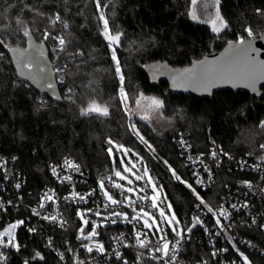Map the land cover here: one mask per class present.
<instances>
[{"label":"trees","instance_id":"trees-1","mask_svg":"<svg viewBox=\"0 0 264 264\" xmlns=\"http://www.w3.org/2000/svg\"><path fill=\"white\" fill-rule=\"evenodd\" d=\"M24 4L40 9L45 17L59 12L68 21L69 29L64 30L60 24L52 27L35 12L21 11ZM257 9L264 10V0H220L228 28L217 34L209 23L191 18V0H114V4H110L106 11L111 17V26L126 34L118 55L129 93L138 89L158 96L165 103H171L168 113L181 108L189 120L180 122L161 138L144 128V135L156 144L152 152L124 125L125 118L117 99L118 80L106 41L100 35L92 0H0V31H12L16 27L13 21L19 18L33 21L32 32L38 41L44 28L62 32L69 41L65 51L59 52L66 78L59 83L63 101L57 102L17 76L8 49L25 46L26 38L19 34L0 36L8 45V48L0 46L3 51L0 58V155L14 156L30 184L39 189L48 182V162L66 155L92 173L112 169L115 164L107 151V140L111 138L148 159L160 176L168 202L180 218L194 208L197 200L164 163L167 161L183 181L193 186L173 135L177 130L188 132L195 150H207L210 137L236 154L257 149L264 139V130L260 127L264 96L231 90L216 92L211 99L177 95L169 92L167 82L153 86L142 67L157 60L175 67L185 66L223 48L230 40H238V32L244 31L248 24L259 35L264 31V17L257 15ZM78 51H83L84 55H74ZM50 57L55 60L52 52ZM68 89H72L75 103L65 98L69 95ZM93 98L109 105V117L80 114L79 109ZM156 138L161 141L157 142ZM117 157L119 161V155ZM224 183L225 179L221 178L214 192L220 193ZM199 193L205 195L204 191Z\"/></svg>","mask_w":264,"mask_h":264},{"label":"built area","instance_id":"built-area-1","mask_svg":"<svg viewBox=\"0 0 264 264\" xmlns=\"http://www.w3.org/2000/svg\"><path fill=\"white\" fill-rule=\"evenodd\" d=\"M200 1V0H197ZM264 33V31L260 32ZM54 35H63L62 32H53ZM256 35L255 38L260 37ZM240 38L248 37L245 31L238 32V40ZM42 42V40L40 41ZM52 52L55 60L54 71L58 84L63 83L66 78V71L64 63L60 61L59 51H54L56 44L53 40L43 41ZM3 53V51H0ZM61 67L63 71L57 72L56 68ZM264 117L260 121L262 127ZM173 141L176 143L179 155L183 159L185 166L188 168L193 187L197 192L204 191L205 195H201L214 208L223 205L230 212V217L227 220H222L225 225L226 231H221L215 226V218L211 213L201 211L194 208L185 212L179 220L181 227H186L191 224L194 216H201L204 221V226L197 225L190 233H187L181 241L178 251V264H244L243 257H247L250 264H264V149L260 145L264 144V139L257 149L251 150L245 154H236L233 151L219 145L213 137H210V145L207 150H195L190 141L188 132L177 130L173 135ZM181 140L185 141L190 147L182 145ZM128 149V148H126ZM216 150L218 153H228V156H219V160H213L210 153ZM119 155V162L116 167L120 166L121 152ZM133 151L128 154L132 157L135 168H133L137 175L143 174V168L146 166L152 177V180L158 185L162 186V196H166L160 176L155 171L151 163L142 155H133ZM137 154V153H136ZM201 154H203L201 156ZM123 156V154H122ZM71 159L75 164L80 167L79 172L65 169L63 161L65 158ZM189 157L192 159L190 160ZM203 160V164L200 160ZM230 157V158H229ZM127 157H123L124 162L127 163ZM0 163H5V167L0 169V231L8 227L9 224L18 220L25 221V225L20 226L15 230V239L19 243L20 248H0L4 256L7 258L2 264H24L27 260L29 264H78L82 261L83 264H165L163 259H151V253L147 249H140L135 245L133 239L134 228L132 224L117 222L116 224L107 223L106 226L98 228L100 235L95 238L96 241L105 245V253L100 254L94 251L87 252L82 246L81 240L77 239L79 235L78 229L82 226V221L77 217V210L84 211L92 208L95 210L97 206L103 204V198L99 194L98 181L105 178V183L111 187V183L107 177L118 183H124L127 187H132L137 190L146 186V179L135 180L134 183L129 185L126 180H120L114 176L113 167L110 170L92 173L86 169L78 160L70 155H66L59 160H51L47 165L48 182L42 185L39 189L30 184L27 175H25L18 167L16 158L14 156L1 154ZM211 169V179L209 174L205 172L204 165ZM60 166L57 168V174L53 175L52 167ZM260 165V168H256ZM193 173H198V177ZM72 177L69 182H61L59 177L68 176ZM197 178L204 181L203 186L196 183ZM225 179L220 193L214 192V188L220 182V179ZM243 181H250L253 188L249 190L242 185ZM20 184L19 188L16 185ZM96 190V195L90 198L86 203L77 201H65V197H70L72 192L87 194L91 190ZM117 193L116 198L122 199L119 195V190L112 189ZM146 191L151 195L150 186L146 187ZM49 192L53 194L55 203L46 202L45 209L41 210L42 214H57L62 216L66 221V225L61 227L59 222L50 223L41 219L40 217L33 216L31 213L32 208H38L40 198ZM137 200L134 207L139 208L143 204L149 211H155L148 208L147 201H139L134 193H126ZM144 195V193H139ZM9 201L11 203H9ZM159 202V201H158ZM248 203L249 207H239L240 205ZM125 205L128 203L124 202ZM168 199L161 203V208L167 211L166 205ZM238 205V209L231 208V205ZM116 211L127 212L131 216V207L112 206ZM111 210V209H110ZM109 210V211H110ZM105 212L104 215H107ZM156 215L159 212L156 211ZM91 220H96L100 223V218L96 216L87 217ZM253 219L256 223L253 224ZM28 227L36 228L35 232H29ZM140 228L141 225H136ZM91 225L88 226L86 232L89 231ZM208 229V231L205 230ZM123 236L122 241H117L113 237ZM167 236L169 240L174 241L176 237L167 229ZM149 239L155 243L156 237L149 234ZM49 240L52 244L49 246ZM87 243V242H86ZM123 245H128L124 247ZM226 249V251H224ZM27 250V251H26ZM114 251H119L121 259H117L113 254ZM39 252L43 259L34 258V254ZM216 253L213 256V253ZM141 253L143 255L141 256ZM155 255L159 256V253ZM253 255H256L259 260L254 261ZM63 256V259H61Z\"/></svg>","mask_w":264,"mask_h":264},{"label":"snow or ice","instance_id":"snow-or-ice-1","mask_svg":"<svg viewBox=\"0 0 264 264\" xmlns=\"http://www.w3.org/2000/svg\"><path fill=\"white\" fill-rule=\"evenodd\" d=\"M95 8V18L98 23V27L100 28V35L104 38L107 44V48L110 53V59L114 66V73L118 80L119 87L117 89V99L119 100L120 105L123 108L125 113H128L129 109L126 106L127 101L129 100V91L126 88V80L125 73L121 66V60L118 55V51L123 47L124 41L126 39V34L124 32L114 30L110 24L111 17L108 15L107 11L110 8V4H114V0H110L109 3H105L104 0H92ZM192 11L189 13L193 20H201V22H207L211 24L212 31L214 33H220L222 30L228 28V22L221 15L219 6L220 0H211L209 3L208 0H204L203 9L200 15L197 14L196 5L197 0H191ZM212 7L215 9L214 13H209L207 9ZM27 10L28 12H35L36 15L40 16L43 19H46L48 23L54 27L57 24L62 25L64 30L69 29L70 25L67 20L63 19L59 12L55 13L52 16L45 17L44 13L40 11V9H33L30 4H24L21 11ZM257 15L264 17V10L257 9ZM203 17V19H202ZM16 27L12 29V31H0V36L8 37L12 35L19 34L23 38H27L29 41L33 38V32L31 25L33 21L21 20L17 18L13 21ZM22 30V31H21ZM244 31L247 33L248 37L255 38L257 35L254 32L251 24H248L244 27ZM260 37L264 39V33L260 34ZM41 40H53L56 44L54 51L63 52L66 49L67 41L64 35H54L49 28H44ZM239 45V46H238ZM237 44H229V56L224 62L218 63L214 69H209L203 65V62L200 63V70L198 72H194L192 70H185L184 72H176L173 73V86H179L184 82H190L192 84H196L199 86H203L205 90H207L208 86H211L212 83L217 79L222 80H230L232 78L241 79L244 81L245 87H251L255 90L256 84L260 80H264V61H257L251 54L257 52V49L252 47L251 40H245L244 38H240ZM0 46L4 48H8V45L5 39H0ZM9 51L12 52L17 68L20 70L21 75H26L30 79L35 80L37 77L44 79L47 82L48 76L51 75V69L48 68L47 60L44 57V51L42 48L39 49V56H36L34 53L30 52L27 48L20 49L10 48ZM74 55L83 56V51H78ZM0 58H3V53H0ZM47 69V72H46ZM57 72L63 71V68H56ZM47 87L49 89H53L54 86L51 83H47ZM69 95L65 98L69 101L75 103L76 101L73 99L71 93L72 89H68ZM138 98L135 100L136 108L138 111L149 112L153 110H159L163 108V101L154 97H145L143 93H138ZM60 99V97H57ZM80 114L82 116H92L95 114L98 117H109L110 116V107L108 104L103 101L97 100L95 98L91 99L84 107L79 109ZM142 119L147 120L148 115H144L141 117ZM262 127H264V122H262ZM130 131L136 134L141 142L145 143L150 150L152 146L147 144V141L144 140L143 136L139 135V132L136 129L134 124L129 126ZM107 143L110 145L108 148L109 156H113V150L116 152H121L123 154L120 160V166L114 170V176L119 178L120 180H127V183L131 185L133 181L128 179L124 173H131L135 180H143L146 179V186L141 187L137 190H134L132 187L125 188L124 185L120 183H116L112 177H107V180L111 183V187H108L105 183V178H101L98 181L99 194L103 198L102 208L101 206H97L95 210L92 208L86 209L84 211L77 210V217L82 221V226L79 227L78 232L79 235L77 239L81 240V246L89 253H92L95 249L96 252L100 254L105 253V245L96 241L95 238L100 235L98 228L106 226L107 223L116 224L117 222H124L128 224H132L134 228L133 239L135 241L136 247L140 249H147L152 255L151 259L165 261V264H178V251L181 241L184 239L187 233H190L193 228L197 225L204 226V221L201 216H194L190 225L186 227H181V221L177 218L175 211L172 209V205L168 203L166 205L167 211L164 208H161V203L167 200L166 196H162V186H158L153 180L149 173L148 168L145 166L143 168V174L137 175L132 171L135 168L133 164L131 167L128 164H125L123 157H127L128 153L131 151L130 149L124 148L123 145L117 144L111 138H108ZM182 145L186 147H190L187 145L185 141L181 140ZM262 149H264V144L260 145ZM133 155H138L133 153ZM203 154H201L202 156ZM211 158L213 160H219V156H228V153L217 152L213 150L211 153ZM230 158V157H229ZM191 160L192 158L189 157ZM200 163H204L202 159ZM264 160V157L261 158ZM164 163L168 166L169 171L172 173V176L175 179L183 184H185L193 193L198 203L196 204V208L198 210L206 211V213H211L215 218V226L219 228L221 231H226L225 225L222 223V220H227L230 217V212L223 205L219 207H213L210 205L205 199L197 192L196 188H194L191 184H188L186 181H183L181 177L176 173L174 169H172L171 165L168 164L167 161ZM5 167V163H0V169ZM58 166L52 167L53 175L57 174ZM63 167L65 169H70L75 172L80 171V167L78 164H75L71 159L65 158L63 161ZM256 168H260V165H256ZM204 170L209 174V179H211V169L205 164ZM198 177V173H193ZM61 182H69L72 180L70 175L59 177ZM264 180V176L261 177ZM196 183L198 185L203 186L204 181L197 178ZM242 185L249 190H251L254 186L250 181H243ZM21 185L17 184L16 188H19ZM150 186L151 195L146 191V187ZM119 190V195L122 199H117V193L113 192L112 189ZM264 191V189H261ZM126 193H134L139 201H147L148 208L155 210L149 211L143 204L140 205L139 208L134 207L137 203V200H133L131 196L126 195ZM139 193H144V195H139ZM96 195V190H91L87 194H81L77 192H72L70 197H65V201H77L80 203H86L90 198ZM125 201L128 203L125 205ZM159 201V202H158ZM46 202L55 203L53 194L46 192L41 198L38 205V208H32L31 213L33 216L40 217L41 219L48 221L50 223L59 222L61 227L66 225V221L63 220L62 216L59 213L57 214H42L41 210L45 209ZM9 203H11L9 201ZM112 206H120V207H131L132 215L129 216L127 212L116 211ZM239 207L247 208L249 207L248 203L240 205ZM0 208H3V204H0ZM231 208L238 209V205L233 204ZM111 209V210H110ZM110 210V211H109ZM156 211L159 212V215H156ZM105 212H108L107 215H104ZM96 216L100 218V223H97L96 220H91L87 217ZM25 221L18 220L14 223L8 225V227L4 228L3 231H0V248H10L14 247L19 251L20 245L15 239V230L22 225H25ZM253 224L256 223V220L253 219ZM91 225L89 231L86 232L88 226ZM136 225H141L140 228H137ZM264 227V225H261ZM167 229H170L174 234L176 239L174 241L169 240L167 236ZM27 230L31 232H35L36 228L28 227ZM208 231L207 228H205ZM149 234H152L156 237L155 243L149 239ZM113 239L117 241H122L124 237L117 236L113 237ZM87 242V243H86ZM52 242L49 240V246H51ZM127 247L128 245H123ZM226 251V249L224 250ZM159 253L160 255H155ZM117 259H121V254L119 251H114L113 253ZM143 253H141V256ZM216 253H213L215 256ZM34 258L43 259L39 252L34 254ZM7 258L4 256L3 252L0 251V264L5 261ZM63 259V256H61ZM244 264H250L247 257H243ZM24 264H29V261H25ZM78 264H83L82 261H78ZM127 264V261L124 262Z\"/></svg>","mask_w":264,"mask_h":264},{"label":"water","instance_id":"water-1","mask_svg":"<svg viewBox=\"0 0 264 264\" xmlns=\"http://www.w3.org/2000/svg\"><path fill=\"white\" fill-rule=\"evenodd\" d=\"M245 40H251L252 47L257 49V52L252 53L251 55L257 61H264V39L261 37L258 38H247ZM239 40H230L228 41L223 48L209 52L205 54L203 57L193 60L191 63L182 66V67H175L169 64L167 61H153L143 65L142 69L148 75L150 82L153 86H158L161 82L168 83V90L169 92L177 95H193L198 98L202 99H211L213 98L216 92L222 90H231L234 92H247L255 97H263L264 96V80H260L257 82L255 90L251 87H245L244 81L237 78H232L230 80H222L217 79L215 80L211 86H208L207 90L203 86H199L196 84H192L190 82H184L179 86H173V73L176 72H184L185 70H192L194 72H198L200 70V63L203 62V65L209 69H214L215 66L220 63L224 62L227 57L229 56V44H237ZM239 46V45H238ZM25 49L27 48L30 52L34 53L36 56H39V49L42 48L44 51V57L47 60L48 68L51 69V75L48 76L47 82L40 77H37L35 80L30 79L26 75H21L20 70L17 68L13 54L9 51L10 48H17ZM8 49L10 57L12 59V63L16 70L17 76L19 79L27 82L30 84L36 91L41 93L42 95L51 97L53 100L57 102L63 101V96L61 95L59 84L56 78V73L54 71V63L51 60L50 52L47 45L43 42L38 41L35 36L31 41L26 38V45L25 46H13ZM47 72V69H46ZM47 83L53 84L54 88L49 89L47 87ZM60 97V99H57ZM95 115V114H93Z\"/></svg>","mask_w":264,"mask_h":264},{"label":"rangeland","instance_id":"rangeland-1","mask_svg":"<svg viewBox=\"0 0 264 264\" xmlns=\"http://www.w3.org/2000/svg\"><path fill=\"white\" fill-rule=\"evenodd\" d=\"M208 2L210 3L211 0H208ZM203 3H204V0L197 1L196 10H197V14L198 15H200V13H201V11L203 9ZM219 10H220V6H219ZM207 11L209 13H214L215 9L212 8V7H209L207 9ZM220 13H221V10H220ZM221 15H222V13H221ZM202 19H203V17H202ZM135 90H137V91H133V94L129 93V100L127 101V105H126L128 107V109H129L128 113H125L123 111L122 106H121V110L120 111L123 113L124 118H125V120L123 122H125L124 125L127 126L128 131L130 133H132L133 135H135V137L138 140H140L139 137L136 134H134L132 131H130V129H129V126L134 124L136 126L137 131L139 132V135L143 136L144 140L147 141V144L152 146V149H154V146L156 144L153 143L154 141H150L149 137L144 135V131H143L144 128H146V130H150L151 133L153 132L157 136L159 135V138H161V137L169 134L170 132H172L178 126V124L180 122H182V123H186V122L188 123L189 122V120L186 119L187 118L186 117V113L184 112L183 109L176 108V109L173 110L172 113H168V111H167L168 108L167 107L170 106L171 103H165L158 96H155L153 94L145 93L142 90H138V89H135ZM138 93H143V95L145 97L158 98L159 100L163 101V108L159 109V110L149 111L147 113L143 112V111H138L137 108H136V104H135V100L138 98V95H137ZM144 115H148L149 118L147 120L142 119L141 117L144 116ZM124 125L122 124V127ZM123 132H125V130ZM155 140H157V142L161 141L160 139L158 140L157 138ZM143 144L147 147V145L145 143H143ZM120 145H123V144H120ZM109 147H110V145L108 146V148ZM124 148H126V147L124 146ZM151 151L154 152L153 150H151ZM117 156L118 155H117V153H116V151L114 149L113 150V156H111L113 164H115L114 167H116V163L119 162ZM120 157H122V154H120ZM126 159H127V163H125V164H128V166L131 167L134 164L132 157L128 154ZM116 168H118V167H116ZM132 171L136 173V171L134 169H132ZM124 175L128 179H131L133 181L134 176L131 173H124ZM118 183L124 185V183H121V182H118ZM133 183H134V181H133ZM124 187H126V186L124 185ZM172 209L174 210L173 206H172ZM175 214L177 216L176 211H175ZM177 218L179 219L178 216H177ZM252 259L254 261L259 260V258L256 255H253Z\"/></svg>","mask_w":264,"mask_h":264}]
</instances>
